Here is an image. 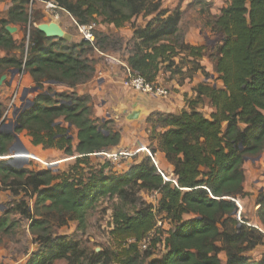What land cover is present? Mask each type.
Listing matches in <instances>:
<instances>
[{
    "label": "trees",
    "instance_id": "16d2710c",
    "mask_svg": "<svg viewBox=\"0 0 264 264\" xmlns=\"http://www.w3.org/2000/svg\"><path fill=\"white\" fill-rule=\"evenodd\" d=\"M40 1L53 2L80 27L102 18L103 24L120 29L139 16L155 13L144 27L133 30L134 46L126 65L154 83L165 62L172 66L171 58L186 51L193 58L210 57L222 86L199 84L195 88L197 97L206 98L213 110L208 117L192 103L177 115L154 114L147 118L153 131L163 130L159 151L173 166L171 178L165 180V173L158 172L149 156L130 165L122 175L105 174L106 164L93 168L89 157L115 148L120 132L107 128V122L98 126L91 119L88 94H62L47 84L73 89L91 80L94 69L82 55L86 47H96L99 52L102 47L84 40L68 47L60 45L63 39L52 42L34 26L42 23V16H28V0H11L6 17L0 19V50L5 53L0 58V76L9 69L27 73L39 93L32 106L18 115L13 136L0 131V157L6 156L14 135L22 131H26L32 146L76 157L71 169L74 173L61 178L47 170L10 168L0 160L3 179L13 177L11 184L31 188L36 193V215H41L39 210L53 213L62 219L58 226L66 222L64 215L82 224L101 197L116 196L120 201L129 198V204L134 205L137 199L128 193L130 188L158 194L156 206L141 204L132 214L119 208L114 212L112 236L118 246L128 245L122 248L119 264H264V259L256 261L249 256L264 243V233L246 219L239 222L235 218V200L244 194L243 160L264 152V0H229L207 23L219 36V43L211 47L185 44L179 34L181 12L162 10L161 0ZM28 24L29 45L24 57ZM7 25H18L23 38L13 40L4 30ZM18 50V54L9 55ZM4 110L0 104V120ZM71 129L75 130L76 145ZM81 165H89L88 171L84 172ZM256 206L264 229V193L256 198ZM21 214L28 213L21 209ZM164 219L169 229L150 240L154 246L163 245L161 256H139L137 244L148 235H156V231L161 233ZM6 223L0 221V228ZM46 224V220H35L31 228L43 229ZM40 242L44 250L26 264H49L72 251L71 245L60 238L45 235L40 236ZM220 253L225 255L224 263Z\"/></svg>",
    "mask_w": 264,
    "mask_h": 264
},
{
    "label": "rangeland",
    "instance_id": "374dc122",
    "mask_svg": "<svg viewBox=\"0 0 264 264\" xmlns=\"http://www.w3.org/2000/svg\"><path fill=\"white\" fill-rule=\"evenodd\" d=\"M228 2L229 0H201V3H199L198 0H161V9L168 13L176 11L181 12L179 34L183 38L185 44L188 43L191 45L192 43L200 41L199 45L202 43V46L211 47L219 43V38L218 35H214L210 31L209 27H207V23L209 22V18H212L213 15H218L220 9L224 8ZM48 3L57 7L53 2ZM34 4H36V6H30V4H28L27 14L29 17L31 16L33 18L38 14L42 15V23H46V21L49 22L52 16L61 18L65 15L64 12L58 11L54 7H52L53 9H48L47 15H45L43 9L49 7L40 2H34ZM44 16H46V19H44ZM154 17L155 13L149 16H139L120 29H115L113 26L103 24L102 18H97L90 23L89 26H86V30L95 38L94 45L100 46L103 49L99 52L95 49L96 47H86V51L82 55V58H87L88 64L94 69L91 79L95 82L93 84L94 87H99V85L112 86L111 82H113L116 83L114 85L115 88H119V83L121 82L122 84L123 78L121 66L131 55L134 46L133 30L135 28L144 27L145 24ZM35 25L36 24H34V26ZM71 31V37L68 39L62 37L63 42L60 45L68 47L83 40L76 26L73 27ZM72 35H74V38H72ZM14 37L17 39V36ZM51 40L55 43L60 39ZM23 46H25V40L23 41ZM19 52L20 50L11 51L9 55L18 54ZM188 55L186 51H179L178 54L170 60L172 66L166 61L160 68L162 83L157 86L166 89V93H168L166 96H169L167 99L177 101H173V103L178 104L176 112L179 111L180 113L183 110H188L189 104L196 103L195 107L197 110L205 117H208L213 110L210 108L206 98L199 99V97H197L195 88L199 84L210 87L216 84L217 88H221L222 85L216 79L217 75L213 72V64L210 57L204 56L203 58L197 59ZM7 80L8 78L4 82V85L0 87L1 89L4 88ZM86 83L81 85H85ZM60 86L65 88L64 85ZM58 91L62 94L72 95V93H75L77 96L83 95L75 92V89ZM133 93L138 94L134 91ZM13 96L14 94L12 95V93H9L0 98V104L3 106V109H5L0 120V130L4 133L12 134V136L16 127L15 122L19 115L15 113L12 107H9ZM88 96L91 102L92 98L90 95ZM97 98H95L96 101L93 102V104L91 103L92 105H90V102L88 104L91 109V119L95 121L98 126L107 122V128L113 131H119L120 128H122V124H124L123 115L118 117L117 122L114 121L112 119L113 113L109 110L107 105L108 102H104L102 105ZM104 98L103 96V99ZM13 104L16 107L19 106L20 103L18 98L15 99ZM99 109L101 112L99 111V113L95 115V112ZM136 124L149 126L151 123L148 122L147 119L142 118ZM161 132L162 130L157 133L150 130V132L146 133L145 138L148 139V142L144 143V145H141V142L137 143V138L133 139L132 141L136 142L137 152H139L136 156L126 157L117 155L115 159H109L102 155L94 156L89 157V163L93 168H99L100 165L106 164L104 168L105 174L112 173L115 175H122L127 171L130 165L140 161L146 156L151 157V162L153 163V159L158 168L162 165L161 159H164L166 166L164 170H161L165 173V179L168 180L173 175V166L164 156L160 159L157 157V154L161 153L159 151ZM15 135L29 154L38 159V161L34 162L29 161L18 169L28 171L47 170L56 178L74 173L71 169L75 164L76 156L68 157L57 149L44 150L41 146H32L31 143H29L30 138L27 136L26 131H22ZM70 135L73 139L75 138L74 129H71ZM14 142L15 139L13 138L11 146H13ZM151 150H155V153L151 154ZM15 151H19V148L15 147L12 149L11 153L8 152L6 156L0 157V160L5 161L2 159L10 157ZM120 151H122V149ZM128 152L131 153V151ZM81 168L84 172H87L89 165H81ZM242 168L245 174L246 189L248 188L250 193L243 194L242 198H236L235 200L238 214L240 212L239 219L242 220L243 217V219L247 218L246 215L248 212H251V217H253L252 214L254 212V214L256 213V220L259 221L257 218L258 206H255V210L253 209L254 204H256L254 203L256 200L253 197L257 198L261 193L257 192L258 186L255 185L254 180L256 179L264 184V152L257 157L245 158ZM3 176L4 174L0 173L1 181L5 179V182L0 181V221L6 220L7 223L4 228H0V264H26L31 257L40 254L44 250V246L42 242H40V236L45 235L52 236V238H60L61 242L68 243L72 247V251L64 257L55 259L49 264H119L117 260L122 256V248L123 246L127 248L128 245L118 246L117 241H115L112 236L114 212L119 208L128 214H132L141 204L156 206L159 199L158 194L154 192L139 190L137 188L132 190L130 188L128 193H133L134 197L137 199L134 205L129 204V198H127L126 201H120L116 196L101 197L95 202L93 207L88 210L82 224L77 221L68 220L69 216L64 215L62 218H64L66 222L64 225L58 226V223L62 221L61 217H57L53 213H47L45 210H39L41 215H36L34 205L36 193H34L31 188L24 189L20 185L11 184L14 178L8 177L3 179ZM136 190L137 192H135ZM21 209L27 211V216L21 214ZM235 216L237 219V214H235ZM40 219L46 220L47 222V224L43 226V229L31 228L32 222ZM253 221H255L253 218L249 220V222ZM161 222V233L156 231V235L153 233L152 236L149 235L137 244L136 252L139 256L145 257L146 254H152L153 258L161 256L163 245L161 243H156L154 246L150 242L152 238L161 237L162 232L164 233L169 229V224H167L168 222L166 219L161 220ZM249 225L261 227L260 223H249ZM130 242L132 241L128 243ZM223 256V253L219 254L221 260H223Z\"/></svg>",
    "mask_w": 264,
    "mask_h": 264
},
{
    "label": "crops",
    "instance_id": "0c3cea01",
    "mask_svg": "<svg viewBox=\"0 0 264 264\" xmlns=\"http://www.w3.org/2000/svg\"><path fill=\"white\" fill-rule=\"evenodd\" d=\"M10 2H11V0H1L0 1V19H3L6 17L8 8L10 7ZM34 2L36 3L39 1H34ZM34 2L32 3V5L36 6V4H34ZM29 3L30 2L28 0V4ZM189 7H187V8H189ZM50 8H52V7L43 9V12L45 13V15H47V10ZM58 11L64 12L63 10H58ZM64 13H65V15L62 16L61 18L60 17L56 18L54 16H52V17H54L58 20L59 26L64 33L63 38L68 39L69 37H71V34H72L71 29H73V27H75L76 24H75L74 20L66 12H64ZM218 15H213V16L216 18ZM48 18H50V17H48ZM44 19H46V16H44ZM46 22H48V21H46ZM11 26H17L18 27V25H11ZM27 27L30 28L29 24ZM35 27H36V25H35ZM14 36H17V35L11 36L13 40H19L18 36H17V39ZM72 36H73L72 38H74V35H72ZM218 38H219V36H218ZM199 44H200V41L192 43L191 45L187 43V45L193 46V47H203L204 46V45L202 46V43H201V45H199ZM4 56H5L4 51L0 50V58H2ZM122 65H126V62H124ZM121 68L123 70L122 66H121ZM122 73H123V71H122ZM161 75L162 74L159 71L157 73V76H156V79L154 82L156 84V86L158 84L162 83V79L160 78ZM210 76L212 77L211 74H210ZM91 81H89L85 85H78L75 88H73V89H75V92H78L80 95H82V94L90 95L92 98L90 105H92L93 102L96 101L95 98H97V97H98L97 99L99 100V103L103 105V102H104L103 96L106 94V91H110L114 95H116L117 98L124 99V101L131 106H135V105L143 106L146 110L149 111L150 116H152L153 113L154 114H171V115H177L179 113V111L176 112V109L178 108V104L173 103V101H176V100L167 99L169 96L161 97V99H160V97L159 98L153 97V96L151 97L150 95L146 96L144 94H134L133 91L125 88L121 84V82L119 83L120 86L117 85V86H119V88L118 87L115 88L114 85L116 83H113V82H111L112 86H108V85L100 86L99 85V87H94L93 84L95 82L92 81V83H91ZM97 81H100V80H97ZM30 86H33V81L27 73H22L19 76L14 77L11 84H9V77H8L7 83L5 84L4 88H2V89L0 88V98L5 96V95H8L9 93L10 94L12 93V95L16 94V98H17V97H19L20 92L22 91L23 88H28ZM51 86H53L52 88L54 89V91H56L58 93H60L58 90H64V91L71 90V89H68L66 87L64 88L63 86H60V85H56V86L51 85ZM120 88L122 89V91ZM160 88H162V87H160ZM167 95H168V93H167ZM14 102H15V100H14ZM99 111L101 112V110L99 109L95 112V115H97L99 113ZM147 118H143V119H147ZM137 122H133L130 124H122V128H120V130L118 131V132H120V135H121L120 142L110 152H114V151L115 152H125L126 157L136 156V154L139 153V152H137L136 142L137 143L141 142L140 143L141 145H144V143L148 142V139L145 138L146 133L150 132V130H153V127H152L153 125L150 124L149 126H146V125L142 126L140 124H136ZM159 131H161V129L156 128L154 132L157 133ZM162 132H163V130H162ZM135 138H137L136 142L132 141ZM29 143H30V140H29ZM72 143H73V145H76V143H77L76 138H74V139L72 138ZM11 147L12 146L10 145L9 151H8L10 153H11V151H10ZM121 149H122V151H120ZM128 151H131V153ZM94 156H101V155H90V157H94ZM8 158H10V157H8ZM8 158L2 159V160L7 161ZM161 162H162V165H164V167H165L166 166L165 160L163 159ZM263 176H264V173H263ZM254 183H255V185L258 186L257 192L263 193L264 184L257 181L256 179L254 180ZM243 193L244 194L250 193L248 188L246 189L245 181L243 184ZM253 198L256 200L255 197H253ZM254 203H256V201H254ZM255 206H256V204H254V206H253L254 210H255ZM252 215H253V217H251V212H248V214L246 215L247 218H245V219L249 222V220L251 218H253V220H255V221L249 222V223H256V224L258 223L259 224L260 222L258 220H256V218H255L256 213L254 214V212H253ZM249 256H251L256 261H260V260L264 259V243L257 246L254 250L250 251ZM221 262L222 263L225 262V255L223 256V260H221Z\"/></svg>",
    "mask_w": 264,
    "mask_h": 264
},
{
    "label": "water",
    "instance_id": "95a60500",
    "mask_svg": "<svg viewBox=\"0 0 264 264\" xmlns=\"http://www.w3.org/2000/svg\"><path fill=\"white\" fill-rule=\"evenodd\" d=\"M36 29L41 34H43L44 37L47 39H62L64 35L62 29L59 26L58 20L54 17H51L49 22L40 23L36 25ZM4 30L10 36L17 35L19 40H21L24 36L23 32L17 26L7 25L4 27ZM20 74L18 70L9 69L5 74L0 76V87L4 85V82L8 77H9V84H11L14 77L19 76ZM47 84L56 85L55 83H47ZM38 93L39 90L35 86L23 88L18 98V101L20 103L19 106L18 107L13 106V110L15 111V113L20 114L23 111L28 110L32 106L33 100L36 94ZM104 97H105L104 102L106 103L108 102L107 105L109 107V110H111L113 113L112 119L116 122L118 121V117L121 115H123L124 124L137 122L140 121L142 118H147L150 116L149 111L146 110L143 106L140 105L131 106L128 103H126L124 99L117 98V96L110 91H106ZM0 131L2 132V130ZM14 139L15 142L13 146L10 148V151H12V149H14L15 147L19 148V151H15L14 154H12L10 158L7 159L6 166L10 168L18 169L20 166H22L23 164L29 161L31 162L35 161L34 156L29 154V152L26 149H24V147L22 146L16 135H14ZM163 156L164 155L162 153L157 154V157L159 159L162 158ZM164 168H165L164 165H161L159 167V170L162 171L164 170Z\"/></svg>",
    "mask_w": 264,
    "mask_h": 264
},
{
    "label": "built area",
    "instance_id": "2783aa9c",
    "mask_svg": "<svg viewBox=\"0 0 264 264\" xmlns=\"http://www.w3.org/2000/svg\"><path fill=\"white\" fill-rule=\"evenodd\" d=\"M34 1H39V2L47 5V7H54V6L50 5L48 2H43V1H40V0H29L30 6L32 5V3ZM54 8L56 9V7H54ZM76 27H77L78 33L82 36V39L84 41L88 42L91 46H93L95 38L88 30H86V26H81L80 27V26L76 25ZM29 30H30V28L27 27L26 35H25V46H24V56L25 57H26L27 48H28V45H29ZM24 61H25V58H24ZM122 67H123L122 85L125 88H127V89H129L131 91H134V92H136L138 94L151 95V96H154V97H160L161 98V97H165L167 95L166 89H163V88H160V87L156 86L155 83L147 82L137 72L131 70L127 65H122ZM15 95L13 96V98L11 100V104H10L9 107L13 108V106H14L13 103H14V100L16 98ZM99 155L105 156V157H107L109 159H115L117 157V155L126 156V153L125 152H118V153H116V152L115 153L108 152V153H101ZM35 161H38V159L35 158ZM152 161H153V164L156 166L158 172L161 174V171L159 170L157 164L154 162L153 159H152ZM165 180H167V179H165ZM236 214H237V219L236 220L241 222V219H239L240 212H239V214H238V212ZM158 225H160V224H158ZM253 227L257 228L260 232L264 233V229L262 227H257V226H253Z\"/></svg>",
    "mask_w": 264,
    "mask_h": 264
},
{
    "label": "flooded vegetation",
    "instance_id": "af4514ba",
    "mask_svg": "<svg viewBox=\"0 0 264 264\" xmlns=\"http://www.w3.org/2000/svg\"><path fill=\"white\" fill-rule=\"evenodd\" d=\"M25 57V56H24ZM34 86V85H33ZM15 95V94H14ZM20 96V95H19ZM15 97H16V95H15ZM17 98H19V97H17ZM16 99V98H15Z\"/></svg>",
    "mask_w": 264,
    "mask_h": 264
}]
</instances>
